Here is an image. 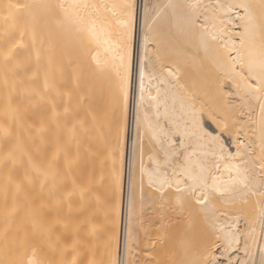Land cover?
<instances>
[{"label":"bare ground","instance_id":"6f19581e","mask_svg":"<svg viewBox=\"0 0 264 264\" xmlns=\"http://www.w3.org/2000/svg\"><path fill=\"white\" fill-rule=\"evenodd\" d=\"M128 2L133 5L130 17L120 15L119 10L112 17L114 32L126 34L128 74L122 88L114 72L111 78L94 72L89 53L72 27L54 10L44 7L56 0H0V125L11 132L7 138L0 132V230L6 224L7 186L9 208L13 196L20 208L34 204L51 226L50 240L48 233L43 239L46 248L51 246L49 258L57 264H83L82 219L89 208L96 214L98 224L103 225V261L99 264H108L109 260L142 264L162 259L164 250L169 259L246 264L250 259L245 251V242L251 243L249 234L255 235L258 242L264 239V218L256 198H250L248 203L240 202L238 197L235 203L216 200L206 214L187 198L177 202L174 191L161 194L150 188L146 174L142 185L140 141L147 121L159 120L173 131L176 124L180 125L181 134L172 137V148L178 153H184L186 148L190 151L189 144H202L218 152L213 137H219L227 152L234 154L238 142L242 153L252 148L258 153V128L253 123L258 121V109L252 119L239 115L241 101L233 94L235 86L226 78V65L214 50H205L201 45L197 28L176 20L172 10L165 8L177 0ZM201 2L215 4L216 0ZM9 4L18 6L11 9V15ZM23 5L29 7H19ZM239 11L243 14L242 9ZM124 51L122 46L108 53L109 66L120 67L121 76L124 69L120 56ZM142 62L147 65L145 82L148 83L147 74L152 73L155 78L151 80V91L155 94L159 89L162 101H167V112L163 103L158 109L150 106L147 99L141 103ZM46 75L49 83L54 80L55 89L44 93ZM69 94L72 111L66 114ZM189 105H194L203 132L194 127ZM9 106L17 113L16 120L6 119ZM77 114L80 120L92 114L100 121L94 124L87 120L85 132L77 123ZM226 117H230L227 126ZM74 123L78 130L75 135ZM194 131L195 136L191 135ZM181 140L186 141L184 147ZM19 142L33 159H45L56 166L59 178L55 186L42 188L39 181H23L31 166L28 155L17 150ZM8 153H12L11 158ZM212 159L209 155L208 160ZM176 161L182 164L183 156L174 158ZM143 163L145 168L150 166L147 155ZM215 171L223 173L224 168ZM181 172L177 167L175 176L184 181ZM168 175L173 177L172 168ZM17 182L24 184L20 193L16 192ZM24 207L12 221L14 229L26 228L31 220ZM154 227L160 235L152 240L150 231ZM253 252L258 259V248ZM26 255L30 253L22 252L19 258Z\"/></svg>","mask_w":264,"mask_h":264},{"label":"snow or ice","instance_id":"6c2138e0","mask_svg":"<svg viewBox=\"0 0 264 264\" xmlns=\"http://www.w3.org/2000/svg\"><path fill=\"white\" fill-rule=\"evenodd\" d=\"M7 7L11 15V9L18 6L9 4ZM19 7L27 9L29 6ZM44 7L54 10L63 21L72 27L81 45L88 51L95 73L107 74L111 78L114 72L115 77L121 80L120 86L122 88L126 86L128 74L126 34L121 35L114 32L115 22L112 17L117 15V10L120 15L130 17L133 9L132 3L128 0H119V2L116 0L113 2L109 0H56V3L44 5ZM165 8L172 10L176 20H183L197 28L201 45L205 50H214L216 57L226 65V78L230 79L235 86L236 91L233 94L241 101L239 115H246L252 119L258 109V121L254 120L253 123L258 128L259 152L256 153L255 148H252L251 152L244 149L242 153L241 145L237 142L235 145L237 151L233 154L224 149L219 137H213V142L219 146L218 152L202 144H197L195 147L189 144L190 151L186 148L184 153H178L172 148V137L181 134L180 125L176 124L175 131H173L172 128L162 125L159 120L147 121L140 141L142 185L143 176L146 174L150 188H154L161 194L166 190L174 191L177 202L187 198L206 214L214 207L216 200L235 203L238 197L240 202L248 203L250 198H256L255 203L259 205L261 217L264 218V0H234L232 3H222L221 0H216L215 4L202 3L201 0H177L176 3L165 5ZM241 9L243 14L239 11ZM5 19L8 17L6 16ZM237 21L240 23H236ZM122 46L125 51L120 56L121 67L124 69L121 76L120 67L115 64L109 66L108 53ZM146 69L147 65L142 62L139 84L140 101L143 104L147 99L151 102L150 106L157 109L163 103L167 112V101H162L159 89L155 94L151 91V80L155 78L154 75L148 73V83L145 82ZM4 87L5 89L9 87L7 72L4 74ZM52 89H55L54 80L49 83L46 75L44 93ZM33 91L36 90L33 89ZM71 105V94H69L68 104L64 109L66 114H71ZM189 107L194 127L203 132L194 105H189ZM245 108L246 112L243 110ZM5 117L16 120L17 113L9 106ZM229 118L225 119L226 126ZM89 119L94 124L100 121L97 115L90 114L85 120H80L77 114V123L81 130L88 131L87 120ZM233 123H236L235 119ZM77 131V125L74 123L73 135ZM252 131L256 134L255 128ZM0 132H3L5 138L11 134L10 128L4 125H0ZM191 135L195 136L197 133L194 131ZM185 143V140L180 141L182 147ZM16 147L22 155H28L31 166V172H25L23 181L28 184L39 181L42 188L49 184L56 185L59 173L52 162L45 159H33L22 142H19ZM145 155L150 162L148 168H145L143 163ZM180 155L183 156L182 164L178 161L174 162V158ZM209 155L213 157L212 160H208ZM8 157L11 158L12 153H8ZM177 167L182 169L181 175L186 178L184 181L175 176ZM221 167L224 168L223 173L215 171ZM169 168L173 171L172 178L168 175ZM15 187L17 193L24 190L22 182H17ZM8 195L9 189L6 186L4 190L6 224L0 230V264H57L49 258L51 246L46 248L43 239L44 233H48L50 240L51 226L44 222L35 205L29 203L24 207V213L31 218V231L28 228L14 229L11 224L13 219L20 215L21 208L15 196H13V205L9 208ZM213 215H215L214 212ZM129 235L131 238V234ZM248 239L251 243L245 242V251L250 259L246 264H264V246H261L264 245V239L258 242L253 234H249ZM232 241H235V236ZM105 243L110 246V241ZM257 248L258 259L255 258L256 253L253 252V249ZM22 252H28L30 255L20 259ZM161 256L163 258L160 260L152 259L143 261L142 264H213V261H195L188 258L169 259L167 250L162 251ZM185 256L187 257V252ZM108 264H124V262L109 260Z\"/></svg>","mask_w":264,"mask_h":264},{"label":"rangeland","instance_id":"374dc122","mask_svg":"<svg viewBox=\"0 0 264 264\" xmlns=\"http://www.w3.org/2000/svg\"><path fill=\"white\" fill-rule=\"evenodd\" d=\"M52 217L53 216H51V218ZM24 218L25 217H22V219ZM24 222H26V219H24ZM28 222H29L28 224L29 227L27 225V222L25 223V226L27 225V227L30 228V221ZM98 223H99L98 218L96 214L91 210V208H89L88 210L84 212L83 219H82L83 264H99V263H102L103 261V252L100 247V237L102 234L103 225L101 224L99 225ZM23 225L24 223L21 224V226ZM158 234L160 235L158 228L157 227L152 228V230L150 231V239L152 240L156 239L158 237Z\"/></svg>","mask_w":264,"mask_h":264},{"label":"built area","instance_id":"2783aa9c","mask_svg":"<svg viewBox=\"0 0 264 264\" xmlns=\"http://www.w3.org/2000/svg\"><path fill=\"white\" fill-rule=\"evenodd\" d=\"M121 260H122V258H121Z\"/></svg>","mask_w":264,"mask_h":264}]
</instances>
